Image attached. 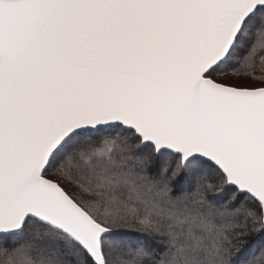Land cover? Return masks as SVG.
Instances as JSON below:
<instances>
[{"label":"snow or ice","instance_id":"obj_1","mask_svg":"<svg viewBox=\"0 0 264 264\" xmlns=\"http://www.w3.org/2000/svg\"><path fill=\"white\" fill-rule=\"evenodd\" d=\"M0 264H264V0H0Z\"/></svg>","mask_w":264,"mask_h":264},{"label":"trees","instance_id":"obj_2","mask_svg":"<svg viewBox=\"0 0 264 264\" xmlns=\"http://www.w3.org/2000/svg\"><path fill=\"white\" fill-rule=\"evenodd\" d=\"M255 74L256 75H261L262 74L261 73V70H260V65L259 64L256 65Z\"/></svg>","mask_w":264,"mask_h":264}]
</instances>
